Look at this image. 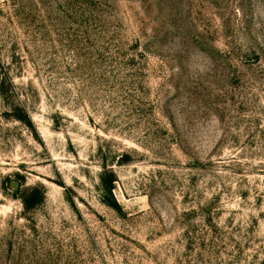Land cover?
<instances>
[{
    "label": "rangeland",
    "instance_id": "rangeland-1",
    "mask_svg": "<svg viewBox=\"0 0 264 264\" xmlns=\"http://www.w3.org/2000/svg\"><path fill=\"white\" fill-rule=\"evenodd\" d=\"M0 77V264H264V0H0Z\"/></svg>",
    "mask_w": 264,
    "mask_h": 264
},
{
    "label": "trees",
    "instance_id": "trees-1",
    "mask_svg": "<svg viewBox=\"0 0 264 264\" xmlns=\"http://www.w3.org/2000/svg\"><path fill=\"white\" fill-rule=\"evenodd\" d=\"M6 82H7L6 78L0 77V94L1 95H4V93H6L7 91V89L4 87V85L7 84ZM19 111H20V115H15V118L17 120H20L21 122H24L30 125L31 123L26 113L22 109L18 108L17 112ZM127 156L128 155H126L125 158H128ZM115 180L116 179H115L114 173L105 168L99 174V181H100L101 192H102L101 200L107 206L115 210H119L120 209L119 204L113 196ZM43 199H44V192L41 187L40 188L33 187V188L26 189L20 195V201L25 210H31L34 207L38 206L43 201Z\"/></svg>",
    "mask_w": 264,
    "mask_h": 264
}]
</instances>
